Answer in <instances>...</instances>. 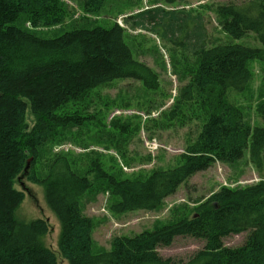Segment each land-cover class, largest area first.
I'll use <instances>...</instances> for the list:
<instances>
[{"label":"trees","instance_id":"16d2710c","mask_svg":"<svg viewBox=\"0 0 264 264\" xmlns=\"http://www.w3.org/2000/svg\"><path fill=\"white\" fill-rule=\"evenodd\" d=\"M58 1L0 0V264H57L54 251L41 241L47 223L15 216L24 199L15 187L21 177L43 187L60 226L58 252L68 264H264V100L255 109L259 123L250 126L226 99L229 90H246L249 63L264 58V0L217 5L221 28L232 41L213 46L199 12L155 6L128 16L133 27L195 59L189 81L178 91V103L197 98L202 110L197 135L181 162L145 178H117L96 161L80 173L66 154L49 160L44 176L36 170L47 142L71 126L92 122L94 115L80 114L75 107L91 90L119 79L141 81L149 89L158 86L153 70L134 59L117 23L73 27L47 37L16 24L21 14L33 28L61 24L65 11ZM104 1L81 0L87 12L99 11ZM250 34L260 46L235 41ZM245 153L260 175L257 182L222 187L199 201L191 216L133 236H116L109 250L94 251L93 223L81 206L93 184L104 181L114 198V213L153 211L195 173L215 162L237 163ZM238 234L244 235L240 245L224 244V238ZM178 237L197 239L203 246L185 259L163 257L158 249Z\"/></svg>","mask_w":264,"mask_h":264},{"label":"rangeland","instance_id":"374dc122","mask_svg":"<svg viewBox=\"0 0 264 264\" xmlns=\"http://www.w3.org/2000/svg\"><path fill=\"white\" fill-rule=\"evenodd\" d=\"M242 1L245 0H105L99 11L87 12L81 0H59L65 11L64 21L36 28L29 24L26 15H19L16 24L41 37L59 35L73 27L107 28L117 23L124 29V40L134 59L148 65L158 81L154 89L146 88L141 81L119 79L91 90L75 107L78 113L94 115V119L63 130L59 137L43 146L36 165L39 175H45L48 161L56 154L68 155L80 173L89 171L90 163L96 161L104 171L117 178H145L155 169L179 164L185 148L197 135L202 118L199 99L178 103V91L189 81L195 59L165 44L155 34L133 27L127 18L155 6L199 12L207 21L208 45L213 46L232 41L221 28L216 6ZM235 41L260 46L251 34ZM249 68L251 80L246 90L242 93L229 90L226 99L242 112L247 124L254 126L259 123L256 106L264 100V58L251 61ZM26 122L29 126L34 122L29 111ZM92 176L89 174L90 178ZM258 180L260 175L245 153L237 163L215 162L206 170L195 173L153 211L112 212L110 206L114 198L104 181L92 185L81 198V206L93 223L94 251L109 250L116 236H133L191 216L194 206L210 193L222 187L236 188ZM15 187L24 193V199L15 211L16 218L43 219L48 230L41 237L42 243L54 251L57 264H68L58 252L60 226L45 202L43 187L22 177ZM243 239L244 235L238 234L223 241L233 247L240 245ZM202 246L203 242L197 239L178 237L171 246L158 251L163 257L185 259Z\"/></svg>","mask_w":264,"mask_h":264},{"label":"water","instance_id":"95a60500","mask_svg":"<svg viewBox=\"0 0 264 264\" xmlns=\"http://www.w3.org/2000/svg\"><path fill=\"white\" fill-rule=\"evenodd\" d=\"M29 161H30V159L27 160L25 170H26V169L28 168V166H29Z\"/></svg>","mask_w":264,"mask_h":264}]
</instances>
